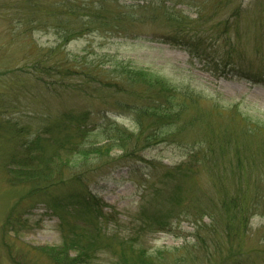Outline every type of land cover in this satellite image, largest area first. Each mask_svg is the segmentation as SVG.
<instances>
[{
    "label": "rangeland",
    "instance_id": "rangeland-1",
    "mask_svg": "<svg viewBox=\"0 0 264 264\" xmlns=\"http://www.w3.org/2000/svg\"><path fill=\"white\" fill-rule=\"evenodd\" d=\"M31 1L0 0V264H57L43 250L60 247L69 226L78 232L89 226L87 233L93 223L70 207L56 210L51 198L83 188L101 209L104 242L88 264H119L120 243L150 256L161 252L163 264H174V249L195 243L193 220L179 211L165 231L154 232L141 213L170 209L166 201L173 186L162 177L187 162L205 164L195 165L181 181L183 205L191 203L193 212L218 204L214 172L231 176L236 162L250 164L255 181L249 194L258 180L262 191L247 234L233 241L237 252L227 256L230 244L223 241L209 260L186 264H264V0H39L43 11L30 16ZM68 2L74 10L68 29L80 34L62 46L56 15ZM45 9L52 19L40 17ZM19 12L27 20L38 18L40 25L23 31ZM88 20L93 24L87 27ZM179 21L187 24L179 36L201 37L211 52L240 57L235 69L227 65L221 71L226 77L214 76L180 41L169 44ZM115 62L175 89L178 120L161 126L159 141L143 144L136 153L124 156L114 149L103 163L75 162L67 152L79 141L72 138L70 116L87 115L86 137L80 140L87 146L105 143L100 128L107 120L138 131L132 109L145 105L141 90L121 86L115 92L98 83L117 81ZM60 67L77 75H63ZM59 162H64L62 171L56 170ZM45 165L49 178L22 176ZM228 181L225 187L233 189L234 181ZM147 185L151 193L144 192ZM196 199L205 206L198 207Z\"/></svg>",
    "mask_w": 264,
    "mask_h": 264
},
{
    "label": "trees",
    "instance_id": "trees-1",
    "mask_svg": "<svg viewBox=\"0 0 264 264\" xmlns=\"http://www.w3.org/2000/svg\"><path fill=\"white\" fill-rule=\"evenodd\" d=\"M71 2V1H70ZM68 2L65 6L60 8V11L56 15V19L61 24L63 33V44L66 45L71 39H74L80 34V30L75 31L68 29L69 15L74 13L72 5ZM39 0H33L29 3L26 15L30 16L38 15L42 12ZM23 12H19V24L22 25L23 31L31 30V25H40L38 18L25 19ZM53 14L49 10H44V15L40 16L47 20L52 19ZM67 15L66 18L63 16ZM88 17V16H86ZM91 17V16H89ZM88 17V18H89ZM87 27L93 24L92 20L85 22ZM228 22H223L222 25L227 26ZM185 23L179 21V29L169 39V44L172 43L177 45L180 41L179 46H184L189 55L193 58H201L206 62L205 70L214 76H225L224 72H221L227 65H231L235 69L237 60L233 59L230 53H222L218 55L216 51L211 52L207 46L206 39L196 37L194 39L188 38L185 35L179 36L182 32L181 27H185ZM85 25H83L84 28ZM82 28V30H83ZM232 28L237 29V23L234 24L232 21ZM168 41V40H167ZM168 43V42H167ZM59 47V46H58ZM50 54V53H49ZM61 62H57L55 65L58 66ZM233 64L235 66H233ZM57 70H63L66 76L77 75V72H72L69 67H60ZM114 75L117 81L111 83L98 82L102 85L105 84L107 88H113L115 92H120L119 87L127 86L128 88H139L144 95V107L133 108L132 111L135 115V119L138 126L136 134L129 132L123 127L110 122L107 120L104 125L100 128V134L104 137L105 143L102 145H89L80 142L86 137V131L84 130V124L87 120V115L70 116L74 122L73 129H71L72 138L77 139L78 142L70 145L69 152L72 160L75 162H99L103 163L105 157H109L110 153L114 149H119L123 152L124 156L133 152H137L139 147L144 145L156 144L161 135L158 131L161 126L168 122L175 123L178 120V111H181L174 101L176 91L175 89L168 87L160 79L155 76L148 74L140 70H133L130 67L123 66L121 62H115ZM57 75L60 72H56ZM237 73H244L241 69L237 70ZM53 75V74H52ZM85 77L93 79L94 76L90 73H83ZM117 90V91H116ZM166 94V95H165ZM137 97V96H136ZM176 108V111L173 110ZM166 118H169L166 120ZM171 118V119H170ZM61 147H63L61 145ZM122 157H119L121 159ZM23 163V162H22ZM56 167V170L62 171L63 163ZM209 163V162H207ZM216 163V162H213ZM204 164V162H187L181 163L171 171L162 177L166 178L171 182L173 186V194H170L166 204L170 207L168 211H157L154 209H147L141 214L144 216L146 226L154 232H163L167 229V226L171 224V220L178 218V212L184 217H190L194 222V233L193 239L194 244L190 246H182L174 249L177 259L174 264H186L187 262H193L199 260H209L215 253L221 250L222 242L226 241L230 244V248L227 256H232L233 253L237 252L233 246V241L243 237L248 232L249 218L254 214L255 208H257L256 202L260 196L261 182L258 180V185L254 186V191L249 194L250 187L253 185V177H250L251 173L249 162H236L235 166L231 167L232 175L237 174L238 177L232 178L231 176L224 177V173H220L219 170H215L214 177L219 188V201L215 206L213 204L207 205V208L203 210L193 212L191 203L188 206L183 205L182 200V189L180 188L181 181L185 180V174L192 170L195 165ZM249 167V168H248ZM44 171V172H43ZM43 171L33 170L32 173L22 175L27 177L28 180L40 178L44 175L45 178H49L51 173L47 165L44 166ZM56 172V171H55ZM56 174V173H55ZM187 177L189 174H186ZM25 177V178H26ZM161 177L159 176V179ZM177 178V179H175ZM224 178V181H223ZM80 177L78 176V178ZM230 179V181H228ZM236 180V181H235ZM226 181L233 182V189L225 187ZM255 181V180H254ZM75 182V181H74ZM78 183V181H77ZM149 188V189H148ZM36 191H39V188ZM144 192H148L152 189L151 185H147ZM260 190V192H259ZM34 191V192H36ZM152 191H150L151 193ZM153 202L158 201L156 192L153 195ZM195 204L197 206H205L199 203L202 200L196 199ZM210 202V201H209ZM53 208L58 211L65 212L67 208H71L75 211V216L83 217L85 220L93 223V230L86 233L85 229H90L89 226L82 231H75V227L69 226L68 234L63 236L61 246L58 248L45 249L44 256L47 259L53 260L57 264H88L92 259L99 253L100 249L104 246L102 226L100 227L98 221L101 218V209L97 204V200L93 195L83 188L81 191L70 192L62 195L61 198L56 196L51 198ZM177 213V214H175ZM175 215V216H174ZM197 215L202 216L201 218ZM204 217L207 222L204 223ZM119 244V243H118ZM119 249V264H163L159 259L161 252L155 255H147L143 252H135L130 245L120 243ZM69 253H73L70 257Z\"/></svg>",
    "mask_w": 264,
    "mask_h": 264
}]
</instances>
